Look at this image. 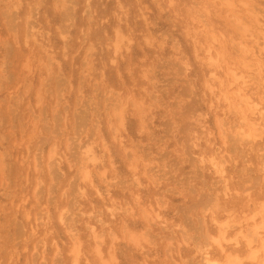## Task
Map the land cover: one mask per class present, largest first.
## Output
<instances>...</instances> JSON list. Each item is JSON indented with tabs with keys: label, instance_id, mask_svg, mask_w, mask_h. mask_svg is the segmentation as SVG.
I'll use <instances>...</instances> for the list:
<instances>
[{
	"label": "rangeland",
	"instance_id": "374dc122",
	"mask_svg": "<svg viewBox=\"0 0 264 264\" xmlns=\"http://www.w3.org/2000/svg\"><path fill=\"white\" fill-rule=\"evenodd\" d=\"M263 204L264 0H0V264H264Z\"/></svg>",
	"mask_w": 264,
	"mask_h": 264
},
{
	"label": "bare ground",
	"instance_id": "6f19581e",
	"mask_svg": "<svg viewBox=\"0 0 264 264\" xmlns=\"http://www.w3.org/2000/svg\"><path fill=\"white\" fill-rule=\"evenodd\" d=\"M262 207L264 208V204L262 205ZM255 215H256V213L252 214V216L250 217V219H254ZM232 224L233 223H231V221H224V222L218 223V227H219V234H218V236H211V239L216 244H218V246L222 247L221 243H222L223 240H226L225 239V234L227 233V231L228 230H231L233 228V225ZM259 228H260V226H256L255 225V229H254L253 233H251L249 235L246 234V233H244L240 229L239 232H238V234L242 238H245V240H247V244L250 246L251 243L254 242V238L258 237L260 239V236H258L259 235V233H258V231H259L258 229ZM259 232H261V231H259ZM259 244L261 246L260 248L251 249V251L249 253V258H251V259L256 258L257 254L259 253V251L261 249H263V252H264V237L260 239ZM205 257H207V255ZM226 258H225L226 259L225 263H221V262L217 261L216 259L205 258L204 264H242L241 263V260L238 257H236V256L235 257H232V256H230V255L227 254V257ZM262 261L264 263V257H263ZM75 264H77V263H75Z\"/></svg>",
	"mask_w": 264,
	"mask_h": 264
}]
</instances>
